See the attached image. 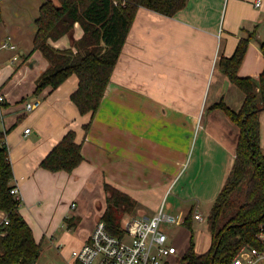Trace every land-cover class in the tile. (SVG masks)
Returning <instances> with one entry per match:
<instances>
[{"label":"crops","instance_id":"crops-1","mask_svg":"<svg viewBox=\"0 0 264 264\" xmlns=\"http://www.w3.org/2000/svg\"><path fill=\"white\" fill-rule=\"evenodd\" d=\"M44 1L0 2V92L5 96L0 144H5L12 167L10 185L19 191V213L35 241L42 246L47 238L51 243L59 227L72 226V234L63 233L59 240L72 250L79 248L105 209V183L136 202L131 214L141 212L144 218L131 219H151L163 195L175 187L192 161L198 168L188 179L189 189L193 193V184H199L195 194L213 204L232 169L239 129L224 112L209 108L223 101L237 112L244 101V94L220 72L218 62L230 57L240 40L248 39L238 75L256 78L262 72L264 0H188L170 18L139 10L93 117L80 115L69 98L77 87L75 76L56 90L47 87L33 93L48 65L33 51L35 20ZM82 34L75 24L70 35L49 44L68 49ZM34 99L40 100L39 107L25 112V103ZM203 106L207 113L219 111L225 117L216 113L215 117L222 118L219 123L212 120L208 127L199 126ZM86 124L87 132L83 130ZM70 130L81 144L82 162L71 173L42 169L40 162ZM196 130L202 140L193 158ZM260 134L264 147L261 117ZM196 207L186 215L199 213ZM92 213L94 220L85 223L83 215L92 217ZM185 216L179 212L175 226L182 225ZM3 217L0 211V221ZM201 222L192 218V230ZM201 242L196 241L197 254L208 250L210 236L199 251ZM57 258V263L70 261L64 251L57 252Z\"/></svg>","mask_w":264,"mask_h":264},{"label":"trees","instance_id":"trees-1","mask_svg":"<svg viewBox=\"0 0 264 264\" xmlns=\"http://www.w3.org/2000/svg\"><path fill=\"white\" fill-rule=\"evenodd\" d=\"M187 1L56 0L55 4L52 0H45L35 20L33 51H38L48 65L39 75L33 93L37 95L47 87L56 90L75 76L77 87L69 98L80 115L93 117L139 10L170 18L184 9ZM75 24L80 26L83 34L72 42L70 48L58 50L49 44V41L70 35ZM247 47L248 39L240 40L233 54L221 57L218 62L220 72L244 94L243 104L237 112L230 110L223 101L209 108L221 110L238 127L236 156L206 217L210 236L206 252H195L191 212L184 218L182 225L191 235L182 255V264H230L242 249L264 252V243L258 239L264 228V153L260 134V117L264 112V68L256 78L238 75ZM260 50L264 59V40L260 42ZM88 129L89 124L83 126L85 132ZM2 135L0 133V139ZM80 150L81 144L76 142L75 132L70 130L40 162V167L49 172L71 173L82 162ZM12 177L7 149L2 143L0 211L8 223L0 224V264H35L42 247L19 213L20 201L10 193ZM103 192L105 209L99 220L109 234L122 237V219L131 214L136 202L106 183Z\"/></svg>","mask_w":264,"mask_h":264},{"label":"built area","instance_id":"built-area-1","mask_svg":"<svg viewBox=\"0 0 264 264\" xmlns=\"http://www.w3.org/2000/svg\"><path fill=\"white\" fill-rule=\"evenodd\" d=\"M259 5L260 2L256 1L255 6ZM4 101L5 96L0 92V109ZM39 105V99L28 101L24 105L25 112L29 113ZM28 131L25 130L24 133ZM10 193L16 200L21 201L17 187L13 186ZM71 207L74 208L75 205L72 204ZM193 218L202 220L200 213L194 214ZM179 221L178 217L175 219L165 214L161 207L149 220L133 218L123 223V236L117 237L109 234L105 224L99 220L83 244L71 251L68 264H182V257L175 246L169 244L168 234L162 228L166 225L179 224ZM7 223L8 220L4 216L0 224ZM262 229L258 239L264 243V228ZM258 262H264V252L242 249L230 264Z\"/></svg>","mask_w":264,"mask_h":264},{"label":"rangeland","instance_id":"rangeland-1","mask_svg":"<svg viewBox=\"0 0 264 264\" xmlns=\"http://www.w3.org/2000/svg\"><path fill=\"white\" fill-rule=\"evenodd\" d=\"M200 110L201 112H199V122H198L199 126L206 125V127H208L209 122L212 120L219 123L222 118L220 119L218 117H215L214 115L216 113H220L221 117L223 118L225 117L219 111L207 113V111L204 110V106L202 107V109H199V111ZM261 119L262 121L264 120V112L261 115ZM221 129L224 130L223 128ZM213 134L218 135V133H215V132ZM201 140H202L201 132L199 130H196L194 132L193 139H192V149L191 150L193 152V158H195V155L200 151L199 146L201 144ZM214 143H215V140H214ZM262 143H264V140ZM209 144H213V143L209 140ZM262 148H263V153H264V147ZM197 168H198L197 164L194 161H192L189 168L183 174V176L178 180L175 187L170 188L167 194L165 196L163 195L162 197L163 200L161 199L158 209L160 210V208L162 207V210L165 214H169L176 219L178 217L179 212H181L182 215L185 216L192 206H197L196 208L198 209L202 217V222L198 224L199 227L197 226L195 227L196 228L195 230L194 229L192 230V233H193V238L195 241L194 244H196V241L199 242V239L202 241L200 243V246L198 247L199 248L198 250L200 251V248L203 247L204 244H206L209 241V234L206 232L205 226H206L207 213L212 203L210 201L205 202L196 195L197 192L195 191V188L198 187L199 184H193L194 185L193 193L191 189H189L191 185L188 183L189 182L188 179L190 176L196 175ZM195 180L196 179H194V181ZM213 190H214V185L212 187L210 195L214 193ZM89 216L90 215H83V221L85 223L91 222L94 220L93 213H92V217H89ZM131 216L132 217L134 216L133 213L125 215L122 219V223H125L126 221L130 220L132 218ZM134 217L144 218L143 213L141 212L136 214ZM162 228H163V231H165L168 234L171 244L175 246V248L178 250L179 256L182 257V255L186 251L188 244H189V238L191 235L189 229H187L186 227L182 225L175 226L174 224L169 225L168 227L163 226ZM73 230H74V227H71L69 229L67 226H64L62 228L59 227L57 232L52 236L53 239L51 243L49 242V239L45 238L44 243L41 246L42 251L35 264H62L59 262L57 263V259L60 260L59 258H57V252L64 251L66 252V254L70 255L72 249L70 248V246L63 243V241L61 242L59 239L63 233L68 232L67 234H72ZM46 241L48 243H45Z\"/></svg>","mask_w":264,"mask_h":264}]
</instances>
